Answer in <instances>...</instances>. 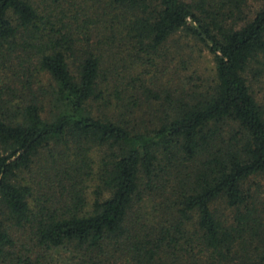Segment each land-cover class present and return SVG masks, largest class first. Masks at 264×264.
<instances>
[{
    "label": "trees",
    "instance_id": "obj_1",
    "mask_svg": "<svg viewBox=\"0 0 264 264\" xmlns=\"http://www.w3.org/2000/svg\"><path fill=\"white\" fill-rule=\"evenodd\" d=\"M246 2L80 0L73 12L60 0H0V73H10L0 84V214L9 222L0 221V264H52L57 248L83 264H264V228L245 188L264 176V106L243 75L264 54V0L251 19ZM94 31L103 44L90 43ZM179 31L212 56L214 84L173 99L145 84L111 85L110 45L151 65ZM40 73L50 91L33 86ZM141 95L160 105L157 124L137 126ZM42 151L51 192L34 197L27 173ZM220 197L234 208L229 222L211 209ZM149 199L167 221L140 220Z\"/></svg>",
    "mask_w": 264,
    "mask_h": 264
},
{
    "label": "rangeland",
    "instance_id": "obj_2",
    "mask_svg": "<svg viewBox=\"0 0 264 264\" xmlns=\"http://www.w3.org/2000/svg\"><path fill=\"white\" fill-rule=\"evenodd\" d=\"M263 0H247L244 11L251 19L254 13L262 6ZM61 5L64 8L77 10L80 8V0H66L61 1ZM74 5V6H72ZM80 13V12H79ZM79 23L83 20L82 16H79ZM91 44H103V38L101 35H97L95 31L90 36ZM98 40H102L97 43ZM118 43V42H117ZM105 45L100 46L104 48ZM122 52L120 55H113L110 53ZM107 61L114 60L116 65L114 67V80L113 83L120 84V89L131 90L132 88H138L140 84L150 86L154 91L156 90L163 98L167 96L173 98H187L188 95L194 92H201L214 84L215 81V65L212 56L208 53L207 49L194 38L185 34L183 31H179L159 49L157 55L154 57V63L150 65L142 62L141 60L136 61V54L131 52V55L123 48L118 46H111L105 51ZM133 59L134 62L131 61ZM0 84L8 81L10 73L7 71H1L0 73ZM116 75V76H115ZM247 84L249 85L250 91L255 99L264 106V54H260L257 60L251 62L249 66L243 72ZM13 84V83H12ZM19 85V84H16ZM53 82L46 73L38 74L34 79V87L50 91ZM3 98L9 99V96L3 95ZM144 96L139 97L138 100L140 105L138 109H134L135 121L137 126L148 127L157 124L160 119L163 118L161 113L160 105L158 103L148 104L143 101ZM19 99H15L14 102H18ZM114 103V101H113ZM95 105V111L112 116L116 114L117 109L113 106L105 108L101 105ZM49 105H45L43 116H48ZM150 108V109H149ZM44 152L38 156L37 163L33 166L32 170L27 173L29 179L35 181L34 197L44 195L45 193L51 192L47 188V184L44 178V171L40 160L44 156ZM38 182L41 183L39 186ZM245 188L248 189L252 195L253 205L256 209V216H258L262 228H264V176L256 175L250 177L245 182ZM92 185L88 189V197L91 198ZM154 199H149L144 202L145 209L142 212L140 220L149 225L159 224L160 217L166 219L167 214L163 210H159L154 204ZM211 209L215 215L226 220L227 222L232 220L234 215V208L229 207L226 204L224 198L220 197L211 204ZM196 215H193V219ZM0 221L6 222L4 214H0ZM164 221V220H163ZM166 223V222H165ZM12 235L22 240L24 236L23 230L18 228H12ZM27 238V237H26ZM196 255L197 259L204 260V255L199 253V247H195L192 252ZM47 257L52 261V264H83L82 258H78V254L69 248H57L47 252Z\"/></svg>",
    "mask_w": 264,
    "mask_h": 264
}]
</instances>
